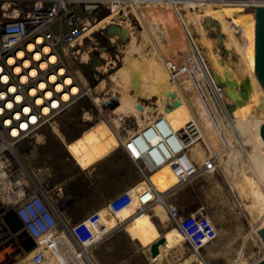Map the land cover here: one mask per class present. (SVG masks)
<instances>
[{
    "label": "built area",
    "instance_id": "obj_1",
    "mask_svg": "<svg viewBox=\"0 0 264 264\" xmlns=\"http://www.w3.org/2000/svg\"><path fill=\"white\" fill-rule=\"evenodd\" d=\"M151 1L0 0V255H13L20 249L18 254H30L26 264H46L52 255L61 256V251L68 254L71 244L85 254L112 232L126 228L132 218L143 214H148L161 230L165 229L162 217L171 218L182 242L199 253L218 238L219 230L204 205L183 214L170 200L171 193L185 183L201 173H214L221 166L219 153L211 148L203 163H199L195 152L186 151L194 135L208 140L202 125L191 121L190 133L187 130L182 133L166 118L165 111L157 110L159 115L154 121L124 137L109 116L112 106L119 102L118 97L104 101L103 95L96 94L99 87L91 92L88 86L84 88L67 60L74 56L68 46L91 31L97 22L91 15L98 9L117 10L119 17H132V23L138 27L140 19L132 7L135 5L144 15L143 8ZM229 1L218 0V3ZM55 23H58L56 31L52 29ZM197 69L196 62L192 70ZM76 85L82 91L74 93ZM218 88L215 92L210 87L212 96L202 95V102L224 139L231 113L222 99L224 87ZM100 89L113 88L104 85ZM66 93L69 99L64 98ZM87 96L99 114L98 121H105L111 127L119 140L117 147L124 149L140 177L72 223L66 210L75 200L67 193L66 183L57 182L47 167L30 169L16 147L28 138L40 137L47 124L53 125L69 106ZM167 165L178 181L161 191L152 173ZM142 183L145 185L139 189ZM131 207H135L131 215L118 216ZM109 218L114 223L105 221ZM12 241L18 245L11 246Z\"/></svg>",
    "mask_w": 264,
    "mask_h": 264
},
{
    "label": "bare ground",
    "instance_id": "obj_2",
    "mask_svg": "<svg viewBox=\"0 0 264 264\" xmlns=\"http://www.w3.org/2000/svg\"><path fill=\"white\" fill-rule=\"evenodd\" d=\"M260 5H264V0H237L224 4L218 3V0H153L143 8L144 15L134 5L132 10L144 19L146 30H138L128 17L119 18L118 24H126L129 28H113L116 31L113 37H118L119 34L124 40H128L122 46L123 49L120 48L123 51L121 60L125 66L118 67L112 76L121 87V92L101 94L98 91L96 94L103 95L104 101L118 97L119 102L112 106L109 113L118 132L125 131L126 124L123 121L126 117H133L140 124L135 131L126 130L125 137L144 129L158 117V111H165L166 118L182 133L185 130L190 133L188 123L191 121L199 122L204 129L202 131L206 132L208 140L205 142L209 149L219 153V164H226V172L232 176L231 188L247 211L256 236L261 239L260 228L264 227V138L261 135L264 123V86L256 67L257 30L249 9ZM101 10L118 15L117 10L111 12L109 8L94 12L91 19L97 22L91 31L68 46L72 55L76 54L71 51L72 47L90 35L96 26H102L98 25V13ZM193 28L198 35L192 31ZM109 33L113 34L111 31ZM155 49L158 50L156 57L161 61L159 64L153 58ZM223 51L227 55H223ZM79 54L82 61L90 59L89 51ZM103 56L108 57V54L104 53ZM196 62L199 70L193 71L192 67ZM116 63V60L109 57L98 69L107 71ZM190 73L197 79L192 78ZM219 79L229 82L227 89L224 88L223 91V102L226 105L236 103L230 114L229 126L227 125L229 131L225 132L224 139L214 127L210 113L202 102V95L212 96L210 87L215 92L218 91V86H221L218 84ZM168 86L174 89L173 92H168L174 97V111L167 109L166 112L164 101H159L158 107H152L138 97L141 89L142 94H146L148 98H153L157 93L163 96ZM238 86L243 87L242 93L238 92ZM88 90L92 91L89 86ZM73 91L78 93L82 89L76 85ZM64 98L69 99V94H64ZM239 100L242 102H238ZM187 101L189 110L184 106ZM86 116L90 117V114L87 113ZM197 135L193 136L186 148L189 154L197 146V142L202 140ZM241 153L250 161L246 168L236 165ZM152 179L161 191H166L178 181L168 165L154 171ZM170 181L173 183L169 184ZM132 212L131 207L119 213V216L127 217ZM169 219L172 223L173 220ZM165 241L164 235L152 243L151 256L160 253V246ZM70 246L68 254L61 251V256L52 255L48 260L49 264L55 259L62 264H84L80 254L91 260L89 251L84 254L74 245ZM243 263L246 264L247 261L243 260Z\"/></svg>",
    "mask_w": 264,
    "mask_h": 264
},
{
    "label": "rangeland",
    "instance_id": "obj_3",
    "mask_svg": "<svg viewBox=\"0 0 264 264\" xmlns=\"http://www.w3.org/2000/svg\"><path fill=\"white\" fill-rule=\"evenodd\" d=\"M138 17H140L141 25L138 24V27L134 25L140 31L146 30L144 19H142L141 15ZM98 18V25L102 26H96L90 35L86 36L72 47L71 51L76 52V54L72 58L69 57L67 60L71 65V70L80 78L79 80L84 88L89 86V88L93 90L99 87L101 94H110V92L113 91L120 93L121 87L115 83L112 76L118 67L125 66V63L121 60L123 51L120 48H122L128 40H124L118 33H116L118 37H113L114 34H112L106 39L103 31L106 30L104 28H107L109 24L114 22L118 23L119 18L126 19L127 17L115 16L106 10H101L98 13ZM128 18L132 20V17ZM52 29L55 31L58 30V23L53 24ZM192 31L196 34L194 28ZM120 39H122V41ZM108 41H111V45ZM87 51H89L91 59L82 61L79 52ZM157 52L158 50L155 49L153 58L159 64L161 61L156 57ZM104 53L108 54V57L103 56ZM225 54L226 52L223 51V55ZM94 56H100L102 58V63H97L95 70H92V57ZM109 57L111 60L117 61L115 66L107 71L99 70L98 67L104 64ZM112 65H114V63ZM159 68L161 69V65ZM92 80L93 83L90 84ZM104 85H109L113 89L110 91H103L100 89V86ZM172 89L173 88L168 86L164 90L163 96L157 93L153 98H148L146 94H142L141 89L140 93H138V97H140L141 101L150 103L152 107H158V102L164 101L166 103V112H168L167 109L174 111V97L168 93L169 91L173 92L174 89ZM237 90L240 93L244 91L241 86H238ZM188 103V101L184 103L186 110H189V108H187ZM87 113L90 114V117L86 116ZM99 118V114L95 111L90 98L88 96L83 97L69 106L66 111L57 117L53 125H51V123L47 124L41 131L40 137L37 139L28 138L20 142L16 147L17 151L23 162L30 169L42 167L49 168L54 179L57 182H67L68 184L66 185L68 190L73 192L75 188L74 185H78L77 179L88 177V174L86 176V173H81L80 168L90 169L113 150L119 148L117 147L119 145V140L116 138L117 136L105 121H98ZM125 119L126 120L123 121L124 124H126L125 131H120L124 137L127 135L126 130L131 129L130 131H135V129L137 130L140 127V124L135 121V118L126 117ZM68 150L74 158L70 155ZM209 150L207 143L204 140H199L197 146H194L191 151L196 153L200 159H198L199 163H202L200 161L204 162V157ZM238 160V164L236 163V165L241 168H246L247 164L250 163L244 153L239 155ZM220 164L221 166L214 173H201L194 179L185 183L180 189L172 192L170 199L171 202L176 203L180 207L183 214L196 209L200 205H204L205 211H207L219 230V236L214 242L207 245L201 253L193 251L190 244L182 242V236L178 233L177 229L174 228V223H171L167 216L162 217V225L165 229L163 228L161 230L159 228L160 226L158 227V225L150 219L148 214H143L140 217L132 218L125 228V234L132 242L129 243L125 236H121L117 242L120 251L111 254V256H115L112 258L115 264H125L127 257H122L123 251L125 255L127 254L125 250H129L127 255H130L129 259L133 264H242L243 260L247 261L246 264H252V262L254 263L261 259L264 256V243L262 237L260 239L256 236L252 229L253 225L250 222L247 211L238 199L237 194L231 188L232 176L226 172V164ZM99 165L101 166V164ZM135 169L136 175L139 178L140 174L136 167ZM111 179L112 183L116 182L115 177ZM172 183V181L169 182V184ZM143 185L145 184L142 183V185H139V189H141ZM172 186L174 185L170 187ZM71 187L74 188L71 189ZM118 192L120 191L115 187H100V182L98 180L94 191H92L90 187H83L82 194L84 196L79 195L80 193L73 192L76 197V202L75 205L72 206V208H74V214H72L70 221L72 223L78 222L90 212L89 208L92 206V197L94 195L110 199ZM132 210L134 212L135 207H132ZM132 213H130V215ZM158 215L156 216L157 218ZM111 220L112 219L109 218L105 221L109 223ZM164 235L166 241L161 244L160 253L154 257L151 256L154 262H150L148 259L147 261L141 255L136 256L134 254L138 247L143 246L141 242L143 238L147 240L146 247H143L151 254L150 248L152 243ZM135 239L138 240V243L135 242ZM100 244L101 242L93 247H100ZM16 245H18L16 242H11V246ZM93 247L89 249V257L91 260L83 255L84 264H95L91 258V250ZM133 247L137 248L133 249ZM19 250L20 249H18L17 252L15 251L13 255L8 254L9 256L1 254L0 264H26L30 254L27 256L26 254L20 255L18 254ZM138 251L140 253L139 248ZM100 254L105 258L107 257L105 252L101 251ZM24 255L25 257H21ZM54 262V264H62L56 261V259ZM46 264L49 263L46 262Z\"/></svg>",
    "mask_w": 264,
    "mask_h": 264
},
{
    "label": "crops",
    "instance_id": "obj_4",
    "mask_svg": "<svg viewBox=\"0 0 264 264\" xmlns=\"http://www.w3.org/2000/svg\"><path fill=\"white\" fill-rule=\"evenodd\" d=\"M122 26L126 27L125 25H122ZM99 164H101V166ZM80 170H81V173L82 172L86 173V176L88 174V177L77 179L78 185H74L76 190L74 187H71V189L74 188L73 192L74 193H80L79 195H81V196H84L82 194L83 187H85V188L90 187L91 190L94 191V189L97 186V180L100 182V187L111 186V187H115L119 191H122L125 188L136 183L139 179L136 175L135 165L131 162L130 159H128L126 152L122 148H117V149L113 150L106 157H104L98 163L93 165L90 169L80 168ZM89 176H90V179H89ZM113 177H115V181H116L115 183L111 182L112 181L111 178H113ZM108 199L109 198H103V197H100L99 195L98 196L94 195L92 197V200H93L92 206L89 208L90 209L89 211L91 212V211L99 208ZM74 205H75V203L72 204L66 210V212L70 218H71L72 214H74V211H73L74 208H72V206H74ZM118 216H119V214H118ZM114 221L115 220H111L109 222V224L114 223ZM125 233H126L125 228H121L119 230H116V231L112 232L111 234H109L106 238H104L101 241L100 247H93V249L91 250V258L94 261V263L95 264H115V261L112 259L115 256H111V254H115L116 252L120 251L118 246H117V244H118L117 242L119 241L120 237L125 236V238L127 239V241L129 243L132 242ZM141 242H142V245L146 247L147 240L145 238H143L141 240ZM143 246L138 247L140 250V253H139L137 247H133V249L137 248L135 250L134 254L136 256L141 255L143 258H145V260L148 259L150 262H154V261H152L151 254L148 253ZM124 249H125V247H124ZM101 251L105 252L107 254L106 258L100 254ZM125 253L128 254L129 250L128 251L125 250ZM127 254L125 255L124 251H123L122 257L123 258L127 257V261L125 262V264H133L132 261L129 259L130 255H127ZM118 257H121V256H118ZM54 263L55 262L53 261L52 264H54ZM64 264H72V263H64Z\"/></svg>",
    "mask_w": 264,
    "mask_h": 264
},
{
    "label": "water",
    "instance_id": "obj_5",
    "mask_svg": "<svg viewBox=\"0 0 264 264\" xmlns=\"http://www.w3.org/2000/svg\"><path fill=\"white\" fill-rule=\"evenodd\" d=\"M256 30H257V62H256V67H257V72L258 75L261 79V82L263 83L264 86V5H260V6H256V7H249ZM115 27L121 28L122 25L118 24V23H111L107 26V28L104 32V35L106 36V39H108V37L110 36L109 32L111 31V33L115 34ZM122 41V39H120ZM108 43L111 45V41H108ZM100 60L102 61V58L100 56H94L92 57V70H95V67L97 65L98 62H100ZM218 84H220L221 86H223L224 88H226V85L228 82V80H218ZM237 88V87H236ZM227 89V88H226ZM238 102H242L241 100H239ZM177 103V102H176ZM264 104V103H263ZM236 106L235 102L232 103H228L227 107H228V111L229 113H232L234 111V108ZM261 135L264 138V123L261 126ZM262 233V241L264 243V227L260 228ZM252 264H264V256L255 261Z\"/></svg>",
    "mask_w": 264,
    "mask_h": 264
},
{
    "label": "flooded vegetation",
    "instance_id": "obj_6",
    "mask_svg": "<svg viewBox=\"0 0 264 264\" xmlns=\"http://www.w3.org/2000/svg\"><path fill=\"white\" fill-rule=\"evenodd\" d=\"M66 184H68L67 182H66ZM66 187H67V185H66ZM66 191H67V193L71 196H73L74 197V200H75V202H76V197H75V195L73 194V192L72 191H69L68 190V187L66 188ZM74 203V202H73Z\"/></svg>",
    "mask_w": 264,
    "mask_h": 264
}]
</instances>
